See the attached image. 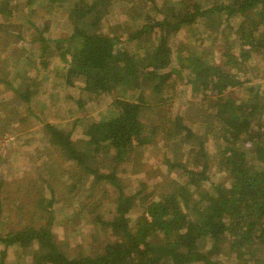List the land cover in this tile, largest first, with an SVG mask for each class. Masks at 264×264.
<instances>
[{
	"label": "trees",
	"instance_id": "trees-1",
	"mask_svg": "<svg viewBox=\"0 0 264 264\" xmlns=\"http://www.w3.org/2000/svg\"><path fill=\"white\" fill-rule=\"evenodd\" d=\"M134 1L0 0V21L5 22L0 24L1 44H10L14 37L10 28L18 25L15 38L30 47L20 68L9 70V78L0 76V84L15 95L10 103H32L34 90L42 81L35 85L33 73L28 75L30 64L39 76L40 71L47 73L53 63L60 62L59 74L66 86L74 87L81 80L82 90L93 99L112 95L114 110L113 116L90 122L76 141L75 128L68 132L50 122L44 124L46 153L50 145L77 170L67 185L61 186L63 175L48 166L54 151L47 153L50 163L11 183L15 197L3 200L6 182H0V224L6 202L12 205L8 230L0 229L4 247L0 264H20V260H11L10 248L30 264H219L217 259L226 257L233 264H264V90L245 88L250 80L240 77L247 74L253 54L264 50V0H201L198 5L195 0H160V4L147 0L151 12L144 14L124 41L106 30L110 26L106 17L115 7L126 10ZM61 7L68 27L52 36L51 20L44 17ZM135 17L139 20L142 15ZM234 18L239 19L237 24ZM199 19L207 31L216 34L215 41L225 37L220 64L192 51L186 53L187 40L170 45L169 36L179 38ZM235 46L240 48L239 55L232 52ZM7 56L0 50L5 63ZM24 75L27 81L22 91L16 77ZM183 83L184 89L192 86V96L197 99L195 112L184 116L170 110L179 95L177 86ZM15 104L11 110L17 108ZM159 106L165 108V118L155 115ZM27 110L33 113L31 108ZM23 118L17 121L21 123ZM190 120L198 131L188 126ZM4 124L0 139L7 138L6 132L13 128L17 130L13 122ZM9 124L13 127L8 128ZM208 144L210 150L215 149L214 156L208 152ZM148 148L154 152L162 149L167 165L184 171L187 180L167 186L159 192V200L146 197L144 211L132 224L129 214L147 186L142 183L136 194H126L119 186L118 168L135 163ZM184 155L202 171H188ZM218 156L222 181L209 182V160ZM3 158L0 156V164ZM87 177L91 193L77 202L71 218L79 221L86 216V223L101 233L97 237L91 234L85 244L76 243L70 256L54 236V209L67 199L73 206L77 197L73 193L83 189ZM206 180L210 189L204 188ZM104 182L115 194L114 212L110 210L107 217L103 213L107 202L100 198L103 194L95 197ZM23 195L27 198L22 199ZM107 230L115 238L103 243ZM65 242L68 248L72 246Z\"/></svg>",
	"mask_w": 264,
	"mask_h": 264
},
{
	"label": "rangeland",
	"instance_id": "rangeland-1",
	"mask_svg": "<svg viewBox=\"0 0 264 264\" xmlns=\"http://www.w3.org/2000/svg\"><path fill=\"white\" fill-rule=\"evenodd\" d=\"M16 1L23 2V0ZM195 1H197L196 5L200 4L201 2V0ZM158 3L160 4V0H158ZM148 5L149 2L147 0H136L134 2H130L126 10L122 6L115 7L106 17V22L110 24L109 28L106 30L110 34L113 33V35L120 36L122 40L125 41L128 36L136 30V24L142 21V19L145 17L144 14L151 12ZM201 5L203 7L206 4L204 2ZM64 10L65 9H63V7L57 8L55 12L44 17L45 20H51L50 32L52 36H57V33L64 32L63 30L68 27L67 24L64 23L65 16L64 13H62L64 12ZM139 15H142V17L137 20L135 16ZM3 21L4 20H1L0 24H4L5 22ZM238 22L239 19H233L234 24H237ZM10 29L14 34V37H11L8 41L10 42V44L5 45L3 43V45L0 41V50L7 54V58L9 59L8 63H5V59H2L0 57V76H4L5 78L10 77L9 70L15 71L16 68H20L24 64L25 58H27V56L30 54V47L15 38L20 32V26L12 25ZM183 32L184 33H181L178 36L179 38H170L169 36L171 46L173 45V42H175V46H177L178 43L180 44L181 42L187 40L186 42H184L187 48V51H185L186 53L192 51L199 57H205L213 64H220L222 61H224L222 59L221 52L224 49L223 44L225 43V37L221 39V41H215L216 34L210 33L204 28L202 19H199L198 22H196L194 28L190 29L189 31L184 30ZM226 34L228 35V32ZM33 36L34 35L32 32V37ZM189 39H192V41H188ZM198 39L201 41V43L199 44L197 42ZM136 47L138 46H135V49ZM245 49H250V47L246 46ZM232 52L236 55H239L240 48L238 46H235ZM253 55L254 58H252L251 61L246 65L247 74L240 75V77L242 80H250L245 88L252 87L264 90V50H262L261 53H256ZM17 58H20V60L22 61L20 62ZM58 65H61L60 62H55V64L53 63L51 66V71L56 72V76L54 73L49 76L48 73L43 71H40L42 72V74L37 76L34 74V66L32 64L29 65V70H33V72L30 71L33 73L32 76H35V85H37V82L39 83L40 81H42L41 85L39 87L37 86L36 90H34V99L32 103L29 104V106H27L24 102H21L17 105L15 104L16 102L9 103L12 102V99L15 97V95L12 90H10V88H6L5 85L0 84V111L3 112L1 115L5 118L8 113L9 116L7 119L5 118L6 120H2V118L0 119V132L3 130L1 128L7 125L4 124L6 121L13 122L18 130L17 131L15 128H13L9 132H6L8 134L7 138L5 137V139H0V156L4 157L3 162L0 164V182L2 180L6 182V185L3 188V200L4 197L13 198L16 196V193H14V189L11 186V183L14 182V180H20V178H24L27 173H34L36 170L44 167L45 164L50 163L48 162L47 156V153H49L50 151H54V158L51 164H49L48 166L50 168L51 165L54 166V168L57 169L56 173H60L59 175H63L62 179H60L61 186L62 184L67 185V183H70V175L76 174L77 170H72L74 168L72 166L73 162L68 161L65 155L59 154V152L55 151V148H51L50 145V148L46 153L48 144L47 141L43 138L42 132L45 123L42 122H50L60 128H64V130L68 132L72 131L75 128V136L73 137V139H75L74 141H76L80 137V133L83 131L84 127L90 124V122H97L114 115V110L112 109L111 105L113 102L112 95H106L105 99H103L99 103H97L96 101L94 102L93 96L87 95L86 93H83L81 91L83 88V83L81 82V80H76L74 83V87L66 86L65 80H62V78L59 76L61 68H59ZM17 78L18 80L16 83L20 84L19 87L22 91H25L27 81L26 76H19ZM184 86H186L185 83H183V85L179 84L177 86L176 91L179 93V95L175 97V102L173 101L172 106L170 107L172 114L180 113L184 116L187 115L191 110L192 112H195L196 110L195 104L197 102V99L192 96V86H189L188 84L186 89H184ZM236 90L242 89L237 88ZM206 94L210 95L209 92ZM2 102L3 104H1ZM13 104H15V107L17 108L11 110L10 108ZM28 107L31 108L34 114H36L37 116H35L34 114H30V111L27 110ZM19 110H23L24 112H21L19 114ZM164 110V107L159 106L155 115L165 118L166 113ZM13 112L15 113V115L13 114ZM10 117H12L11 120ZM20 117L24 118L23 122L18 125V121L16 120ZM79 120H81V122H78ZM193 120L188 121V126L191 127L192 130L198 131L196 124L191 123ZM10 125L11 124H9L7 127L12 128L13 125ZM18 134L21 135L19 136L20 138L16 137V135ZM207 148L210 155L214 156L215 149L211 147L210 150L209 144L207 145ZM220 159L221 158H219L218 156L217 158L214 157L213 159L211 158L209 160V170L207 171L210 177L209 182L216 183L222 179V177L220 176V172L218 171V164ZM182 161L187 164L188 171H202L200 167L198 168L191 164V159L189 156L187 157V155H184L182 157ZM68 169L70 171L69 173L66 172V170ZM124 169L125 171H123ZM118 170L120 178L119 186L126 194H136L142 188V183L147 186L145 192L141 196L139 195L137 197L134 212L129 214V218L132 220V224H134V222L141 216V212L144 211V207L142 206V204H145V199L151 198L159 200V192L162 193L167 186H176L180 183H185L187 180V177H185L184 175V171L173 170L167 165L166 161L163 158L162 149L158 150V152H154L153 150H151V148H148L142 158H135V163L122 165L118 168ZM77 178L78 174L76 176V179ZM207 181L208 180L204 182V188L210 189L211 186ZM90 183L91 179L89 177L85 178L83 189L73 193L76 194L75 196H77L73 206L70 199H67L65 201L62 200L55 206L54 212L56 215V222H54L52 230L54 232V236L58 238V240H61L63 251L66 255H73V253L75 252L74 250L76 243L85 244V239H87V237H90L91 234H94L97 237L101 233V231H96V229L92 225L86 223V221L88 220L86 219V216L79 221H75L71 218V212L73 208L77 209V202H79L82 198L85 199V197L89 193H91L89 192ZM108 185L110 184L104 182L101 186L98 187L95 192V197H99L101 194H103L100 198H103L107 202L106 205L104 204L103 208V213L106 217L110 215L108 213L110 210L114 212L113 202L115 194L113 192V189L107 187ZM11 192H13L14 194H11ZM62 194H64V191L62 192ZM26 198L27 197L25 195L22 196V199ZM5 206L6 209L0 224V229L2 232L8 230L9 226L7 224L8 222H10L8 218L12 210L11 204L6 202ZM31 208L33 211L32 206H30V209ZM26 222H30V220L27 221L26 219ZM114 238L115 237L109 230L104 232V235H102V240L104 241L103 243L108 242L109 240H112ZM65 241H69L72 246L70 248L65 246ZM86 247L87 246H85L84 248ZM3 249L4 247L2 246V244H0V252ZM8 254L11 257V260H20V264H30L29 259H20L19 251H16L13 248H10L8 250ZM217 260L219 264H233L228 261L227 257Z\"/></svg>",
	"mask_w": 264,
	"mask_h": 264
},
{
	"label": "crops",
	"instance_id": "crops-1",
	"mask_svg": "<svg viewBox=\"0 0 264 264\" xmlns=\"http://www.w3.org/2000/svg\"><path fill=\"white\" fill-rule=\"evenodd\" d=\"M50 70H51V68H50ZM50 70L47 72L48 75L51 76V74L54 73L55 76H56V72L53 71V72L51 73ZM28 75H32V72H30V70L28 71ZM59 76H60V74H59ZM59 76H57V77H59ZM16 78H17V77H16ZM17 80H18V78H17ZM83 86H84V84H83ZM83 86H82V87H83ZM81 91L84 93L83 90H81ZM81 91H80V92H81ZM87 95H89V94H87ZM105 97H106V95H102V96H100L98 99H93V101H94V102L96 101L97 103H99V102H101L103 99H105ZM90 98H92V97H90ZM9 103H10V102H9ZM9 103H7V104H9ZM4 105H5V104H4ZM9 111H10V110H9ZM21 112H23V110H21ZM21 112H20V113H21ZM32 112H33V111H32ZM2 113H3V112H2ZM31 114H34V112L31 113ZM0 116H1L2 120H6V119L9 117V116H8V113H7V115L5 116L6 119H5L4 117H2V115H0ZM11 119H12V118H10V120H11ZM16 119H17V118H16ZM17 120H18V119H17ZM17 120H16V121H17ZM18 121H19V120H18ZM18 123H20V122H18ZM42 123H46V122H42ZM20 124H21V123H20ZM19 136H21V135H19V134L16 135V137H19ZM19 138H20V137H19Z\"/></svg>",
	"mask_w": 264,
	"mask_h": 264
}]
</instances>
